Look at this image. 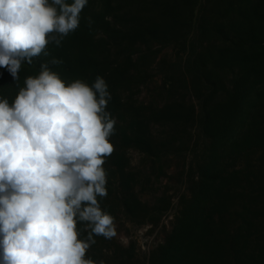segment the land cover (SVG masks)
<instances>
[{
  "label": "trees",
  "instance_id": "1",
  "mask_svg": "<svg viewBox=\"0 0 264 264\" xmlns=\"http://www.w3.org/2000/svg\"><path fill=\"white\" fill-rule=\"evenodd\" d=\"M192 33L198 45L186 77L199 115L184 100L163 107L123 100L140 47L180 44ZM46 51L24 62L19 86L43 63L69 82L105 79L106 110L117 123L114 152L103 167L119 179L122 206L133 218L147 206L134 193L127 150L153 154L152 123H189L198 115L208 146L150 264H264V0H88L79 27ZM53 58L63 63L52 65ZM18 91L0 68V98L12 103Z\"/></svg>",
  "mask_w": 264,
  "mask_h": 264
},
{
  "label": "clouds",
  "instance_id": "2",
  "mask_svg": "<svg viewBox=\"0 0 264 264\" xmlns=\"http://www.w3.org/2000/svg\"><path fill=\"white\" fill-rule=\"evenodd\" d=\"M87 4L0 0V68L19 88L12 103L0 98V264H105L88 250L96 236H117L100 204L117 123L105 79L69 82L43 63L19 86L24 62L60 46Z\"/></svg>",
  "mask_w": 264,
  "mask_h": 264
},
{
  "label": "rangeland",
  "instance_id": "3",
  "mask_svg": "<svg viewBox=\"0 0 264 264\" xmlns=\"http://www.w3.org/2000/svg\"><path fill=\"white\" fill-rule=\"evenodd\" d=\"M196 45L192 33L180 44L140 47L135 56L138 68L133 72V85L122 91L123 100L145 107L184 100L199 115V101L186 77V64ZM197 118L189 123H152L153 154L127 150L134 193L147 206L138 217L125 212L119 179L113 171H106L108 195L102 209L115 218L117 236L95 239L89 249L92 259L105 264H150L152 251L173 229L181 199L189 192L191 174L208 146Z\"/></svg>",
  "mask_w": 264,
  "mask_h": 264
}]
</instances>
